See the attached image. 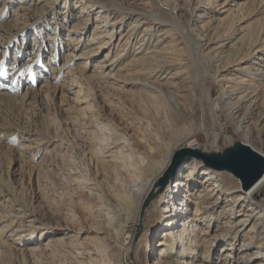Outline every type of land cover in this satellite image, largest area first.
Here are the masks:
<instances>
[{
    "label": "bare ground",
    "instance_id": "1",
    "mask_svg": "<svg viewBox=\"0 0 264 264\" xmlns=\"http://www.w3.org/2000/svg\"><path fill=\"white\" fill-rule=\"evenodd\" d=\"M57 1L62 0L35 3L47 5V14ZM263 5L196 0L188 26L181 18L183 0H71L64 9L63 19L70 17L64 58L80 64L62 67L67 65L71 81H80L72 89L77 113L98 114L104 127L94 142H81L75 163L80 171L73 176L99 203L73 228L47 226L16 201L14 213L0 219V246H21L28 264L40 257L42 264H264V171L244 189L229 170L211 168L190 154L175 159L177 149L223 154L237 143L264 159ZM39 20L23 30V39L41 27ZM124 23L128 27L117 37ZM3 49L1 84L9 61ZM207 78L211 84L205 88ZM47 85L45 80L40 86ZM202 93L210 124L199 121L198 130ZM115 109L124 112L119 119ZM225 125L236 143L212 152L200 145V135L211 136L213 144ZM95 159L99 166L91 164ZM107 165L117 170L122 188L105 180Z\"/></svg>",
    "mask_w": 264,
    "mask_h": 264
},
{
    "label": "rangeland",
    "instance_id": "2",
    "mask_svg": "<svg viewBox=\"0 0 264 264\" xmlns=\"http://www.w3.org/2000/svg\"><path fill=\"white\" fill-rule=\"evenodd\" d=\"M183 1L186 10L181 18L185 24L192 26L194 13L197 12L196 0ZM70 3L71 0L57 1L55 7L48 6L47 14H44L47 5L38 7L35 0H0V60L5 54L4 47L9 55L7 75L3 83H0V201H3L0 205V219L11 216L16 210L14 202L19 201L47 226L77 228L87 221V208L99 203V198L91 195L73 176L80 171L76 164L82 152L81 142H94V137H98L104 127L98 114L92 111L83 115L77 113V97L72 89H77L80 81H71V75L65 73L67 65L80 64L71 58L68 61L64 58L68 42L64 26H70V17L63 18L66 12L64 9L70 7ZM152 6L157 8L154 3ZM16 9L19 10L18 15L15 14ZM37 18L42 23L41 27L32 29L23 39V30ZM127 25H121L117 37L126 31ZM48 33L54 37L56 44L45 38ZM14 36L15 44L10 47L8 43ZM32 36L36 38L37 45L31 42ZM138 39L133 41V46L138 44ZM63 63L67 65L62 67ZM74 72L80 77L79 70ZM45 80L48 85L40 86ZM209 84L210 79H205L204 87ZM217 93L218 87L213 86L212 98ZM201 98L204 111L196 106L198 109L194 123L198 130L199 121L204 120L210 124L203 93ZM96 100L99 103L102 101L99 97ZM115 112L116 119L124 114L122 109H115ZM217 140L212 144L211 136L205 138L200 135L198 138L200 145L212 152L214 148L222 150L230 142L236 143L237 136L231 127L225 125L224 134ZM45 148H53V151L46 153ZM99 150H96L97 158ZM96 159L91 164L99 166V160ZM110 166L105 167L108 176L105 180L112 188L120 189L122 183L118 181L117 170L113 171L114 168ZM23 224L21 227L28 231L29 228ZM25 253L16 244L0 246V264H28ZM47 258L54 259L52 254ZM35 263L42 264L41 257Z\"/></svg>",
    "mask_w": 264,
    "mask_h": 264
},
{
    "label": "water",
    "instance_id": "3",
    "mask_svg": "<svg viewBox=\"0 0 264 264\" xmlns=\"http://www.w3.org/2000/svg\"><path fill=\"white\" fill-rule=\"evenodd\" d=\"M190 154L199 157L203 163L214 169H226L238 176L242 187L248 188L264 171V159L248 146L237 143L223 151V154L204 155L184 148L176 152L175 159Z\"/></svg>",
    "mask_w": 264,
    "mask_h": 264
},
{
    "label": "snow or ice",
    "instance_id": "4",
    "mask_svg": "<svg viewBox=\"0 0 264 264\" xmlns=\"http://www.w3.org/2000/svg\"><path fill=\"white\" fill-rule=\"evenodd\" d=\"M0 75H3V70L2 69H0Z\"/></svg>",
    "mask_w": 264,
    "mask_h": 264
}]
</instances>
